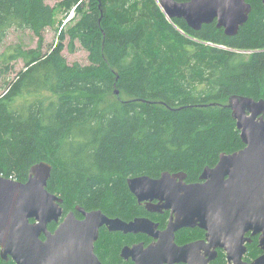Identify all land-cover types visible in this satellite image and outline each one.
Instances as JSON below:
<instances>
[{
  "label": "trees",
  "instance_id": "obj_1",
  "mask_svg": "<svg viewBox=\"0 0 264 264\" xmlns=\"http://www.w3.org/2000/svg\"><path fill=\"white\" fill-rule=\"evenodd\" d=\"M246 2L248 20L234 36L215 22L192 30L182 19L167 20L157 0L61 2L68 9L78 4L80 16L48 54L40 45L26 52L17 45L0 55L5 71L19 59L25 64L0 91V175L25 183L44 161L51 165L47 190L63 200V216L72 211L81 218L74 211L81 207L126 222L148 217L163 228L167 215H148L127 179L181 172L196 182L221 154L244 147L223 107L228 99L264 101V7L261 0ZM53 23L45 0H0V45L10 29L31 31L41 42ZM66 37L69 51L78 43L87 52L88 64L66 63ZM202 234L182 229L175 241ZM136 240L150 238L101 228L94 253L103 264H132L119 254ZM261 254L253 237L243 259ZM0 264L14 263L0 257ZM210 264L228 262L220 250Z\"/></svg>",
  "mask_w": 264,
  "mask_h": 264
},
{
  "label": "water",
  "instance_id": "obj_2",
  "mask_svg": "<svg viewBox=\"0 0 264 264\" xmlns=\"http://www.w3.org/2000/svg\"><path fill=\"white\" fill-rule=\"evenodd\" d=\"M157 3L167 20L182 19L192 30L215 22L226 36L236 35L251 11L246 0ZM114 94L119 99L118 90ZM223 107L231 110L244 147L221 154L214 167L204 168L200 183L186 184L183 173L169 172L157 179L139 176L126 181L148 212H170L163 230L147 218L126 222L81 207L74 210L81 219L72 211L63 216V200L47 190L51 165L44 161L31 167L25 183L0 176L1 259L14 264H101L94 244L104 227L152 240L145 247L140 243L121 249L120 258L134 264H209L218 249L225 252L228 264H264V101L232 96ZM51 223L57 224L53 232L48 231ZM194 228L203 230L205 238L176 244L179 230ZM247 233L258 236L262 251L250 262L243 259L245 244L251 242Z\"/></svg>",
  "mask_w": 264,
  "mask_h": 264
},
{
  "label": "rangeland",
  "instance_id": "obj_3",
  "mask_svg": "<svg viewBox=\"0 0 264 264\" xmlns=\"http://www.w3.org/2000/svg\"><path fill=\"white\" fill-rule=\"evenodd\" d=\"M63 1L64 0H45V4L54 8V23L51 27L44 29L41 42L31 31L10 29L0 45V55L6 51L7 48L17 45H19L21 51L25 52L29 49H35L40 45L41 55L48 54L51 47H55L59 44L58 37L62 30L80 16V13L76 15V6L78 4L68 9L66 6L61 4ZM84 1L85 0H83V2ZM68 44L69 40L66 37L63 41V49L61 52L66 63L68 65H72L74 63H78L80 65L88 64L87 52L80 47L78 43H75V50L71 52L68 49ZM240 54L243 53L240 52ZM24 65V60L19 59L11 65L13 66L11 71H5V67L0 66V91H2V86L5 82L14 80L15 77L25 69Z\"/></svg>",
  "mask_w": 264,
  "mask_h": 264
},
{
  "label": "flooded vegetation",
  "instance_id": "obj_4",
  "mask_svg": "<svg viewBox=\"0 0 264 264\" xmlns=\"http://www.w3.org/2000/svg\"><path fill=\"white\" fill-rule=\"evenodd\" d=\"M179 173H181V172H179ZM202 173V172H201ZM174 174V173H173ZM175 174H177V173H175ZM184 174V173H183ZM185 175V174H184ZM201 175V174H200ZM200 177V176H199ZM199 177H198V180L196 181V182H187L186 181V175H185V178H184V183H186V184H196V183H200V180H199ZM157 179V178H156ZM177 181H178V179H177ZM135 198V197H134ZM138 203V202H137ZM154 204H156L157 203V201L156 200H154V202H153ZM141 207H143L144 208V210L147 212V214L148 215H156V216H161V217H165V215H167V219H166V223H165V226L163 227V228H160V223L159 222H154V223H156V224H158V229H160V230H163V229H165V227H166V225H167V223H168V221H169V216H170V212L169 211H165V210H163L162 211V213H150V212H148L146 209H145V206H144V204L143 203H138ZM82 218V217H81ZM81 218H79V219H81ZM139 218H147V219H149L148 217H139ZM152 221V220H151ZM104 228V227H103ZM106 229V228H105ZM194 229H198V230H200V231H202L203 232V234H202V236H199L198 238H196V239H193V240H190V241H188V242H186V243H182V244H177V245H179V246H181V245H184V244H187V243H191V242H194V241H197V240H202V239H204L205 238V232L203 231V230H201V229H199V228H194ZM182 230V229H181ZM180 231V230H179ZM176 235V234H175ZM137 236V235H136ZM139 236H140V234H139ZM142 236H145V235H142ZM246 236L247 237H250V239L252 240V238L253 237H251L250 236V233H247L246 234ZM255 237H257V239H258V236H255ZM42 239H43V237H42ZM152 242V240L150 239V241H148L147 243L145 242V241H142V240H136V241H134V242H131V244H126L125 246H132V245H138V244H140V243H143L144 244V247L145 246H147L149 243H151ZM176 242V241H175ZM251 243V242H250ZM250 243H246L245 244V246H247V244H250ZM123 248V247H122ZM221 249H218L217 250V255H218V251H220ZM223 253H224V255H225V252L223 251V250H221ZM201 253H204L203 251L201 252ZM246 253V252H245ZM96 255V254H95ZM119 256H120V254H119ZM260 256V255H259ZM217 258V257H216ZM215 258V259H216ZM225 258H226V255H225ZM99 259V258H98ZM214 259V260H215ZM213 260V261H214ZM99 261L101 262V264H103V262L99 259ZM122 261H124V262H131L132 264H134L130 259L129 260H124V259H122ZM212 262V261H211ZM210 262V263H211ZM209 263V264H210Z\"/></svg>",
  "mask_w": 264,
  "mask_h": 264
},
{
  "label": "built area",
  "instance_id": "obj_5",
  "mask_svg": "<svg viewBox=\"0 0 264 264\" xmlns=\"http://www.w3.org/2000/svg\"><path fill=\"white\" fill-rule=\"evenodd\" d=\"M0 176H1V175H0ZM1 177H3V176H1ZM7 179H9V180H11V181H15V178H14L13 176H8Z\"/></svg>",
  "mask_w": 264,
  "mask_h": 264
}]
</instances>
